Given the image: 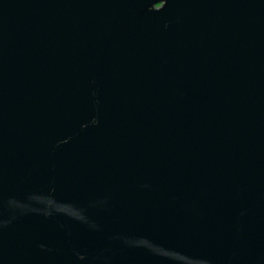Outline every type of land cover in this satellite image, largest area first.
<instances>
[{"label": "water", "instance_id": "95a60500", "mask_svg": "<svg viewBox=\"0 0 264 264\" xmlns=\"http://www.w3.org/2000/svg\"><path fill=\"white\" fill-rule=\"evenodd\" d=\"M0 264H264V0H0Z\"/></svg>", "mask_w": 264, "mask_h": 264}]
</instances>
